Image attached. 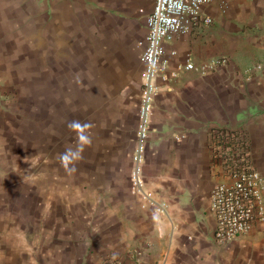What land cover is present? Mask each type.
<instances>
[{"label": "crops", "instance_id": "obj_1", "mask_svg": "<svg viewBox=\"0 0 264 264\" xmlns=\"http://www.w3.org/2000/svg\"><path fill=\"white\" fill-rule=\"evenodd\" d=\"M152 9L153 0H0V264H129L135 251L141 264H264V222L223 245L209 211L224 180L214 130L243 131L264 180V72L255 69L264 64V0H211L190 32L166 42L146 201L128 176ZM72 64L82 66L91 144L70 172L60 155L78 139L67 134L60 150L45 106L26 100L45 96L48 82L59 92V65Z\"/></svg>", "mask_w": 264, "mask_h": 264}, {"label": "built area", "instance_id": "obj_2", "mask_svg": "<svg viewBox=\"0 0 264 264\" xmlns=\"http://www.w3.org/2000/svg\"><path fill=\"white\" fill-rule=\"evenodd\" d=\"M210 1L153 0V9L145 20L146 33L140 43L143 49L138 57L143 66L142 82L128 182L130 192L146 201H152L153 195L145 188L143 166L150 131V116L157 93L155 80L168 63L165 58V44L175 35L190 32L201 21L202 6ZM209 22V19H203V23ZM171 54L174 55L175 52ZM183 69L192 70L193 65L186 62ZM255 69L264 72V64L256 65ZM211 144L213 158L224 167V180L216 184L210 192L209 211L215 222V240L226 245L246 235L259 222H264V180L252 164L249 140L243 131L214 130ZM139 254V251H135L129 264H141ZM115 263L112 259L108 262Z\"/></svg>", "mask_w": 264, "mask_h": 264}, {"label": "rangeland", "instance_id": "obj_3", "mask_svg": "<svg viewBox=\"0 0 264 264\" xmlns=\"http://www.w3.org/2000/svg\"><path fill=\"white\" fill-rule=\"evenodd\" d=\"M50 68L48 69V71ZM60 76L64 73V77H59L60 84L59 92L53 90L51 93V82H48L49 90L45 96L33 98V91L27 96L26 103L29 106L43 104L48 112L43 113V118L53 120L57 124L58 136L60 139V150L63 148L62 138L67 134L70 137H75L77 140V133L68 127L72 121H78L82 124L83 111V73L81 65H59ZM54 87V86H53ZM63 88V91H62ZM14 93H13V92ZM11 91L10 99H16V90ZM14 94V95H13ZM41 101V102H40ZM38 110V107L36 108ZM33 114L28 113V117H34ZM31 118V119H32Z\"/></svg>", "mask_w": 264, "mask_h": 264}, {"label": "clouds", "instance_id": "obj_4", "mask_svg": "<svg viewBox=\"0 0 264 264\" xmlns=\"http://www.w3.org/2000/svg\"><path fill=\"white\" fill-rule=\"evenodd\" d=\"M68 127L77 133L78 144L75 150L69 148L60 155V162L62 166L68 171H74V167L69 166L74 163V161L81 158V154L84 151L85 146L91 144L90 136L87 134V130L90 128L88 124H81L78 121H72L68 124Z\"/></svg>", "mask_w": 264, "mask_h": 264}]
</instances>
